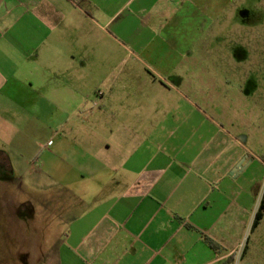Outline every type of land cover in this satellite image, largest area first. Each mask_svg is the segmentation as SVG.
Masks as SVG:
<instances>
[{
  "label": "crops",
  "instance_id": "1",
  "mask_svg": "<svg viewBox=\"0 0 264 264\" xmlns=\"http://www.w3.org/2000/svg\"><path fill=\"white\" fill-rule=\"evenodd\" d=\"M177 1L0 0V166L30 169L40 157L57 173L84 169L59 173L65 185L88 178L96 188L43 210L55 218L47 230L61 232L50 251L34 252L44 263L225 264L236 256V264L247 233L249 248L264 190L255 129L229 118L233 133L185 110L130 113L139 89L132 94L112 74L128 71L131 57L135 71L148 70L141 86L159 83L161 71L141 56L160 39L167 47L158 56L180 51L157 28L175 24ZM36 215L25 223L32 241Z\"/></svg>",
  "mask_w": 264,
  "mask_h": 264
},
{
  "label": "rangeland",
  "instance_id": "2",
  "mask_svg": "<svg viewBox=\"0 0 264 264\" xmlns=\"http://www.w3.org/2000/svg\"><path fill=\"white\" fill-rule=\"evenodd\" d=\"M171 6L176 12L175 24L163 21L157 28L163 38L169 35L180 51L158 56V50L167 47L160 39L152 55L141 56L152 67L150 70L161 71L159 83L141 86L140 82H147L148 70L135 71L133 65L137 63L131 57L128 71L117 69L112 73L132 94L139 89V100L129 102L130 113L179 115L185 110L187 115L226 128L229 118H237L240 130L254 128L256 145L264 146V133H260L264 132V0H183ZM174 67L176 71L171 73ZM94 101L98 112L103 105L97 97ZM238 138L249 145L244 135ZM63 158L69 163L75 161L71 156ZM73 170L80 175L84 169H58L57 173L53 168H43L40 157L30 169L0 166V264H46L34 252L50 251L61 232L47 230L55 218L43 216V210L63 209L70 200L68 195L96 189L88 178L87 183H62L59 173L67 178L78 175ZM49 171L53 173L51 179L45 173ZM33 213L37 214L32 216L37 228L32 241L25 223ZM260 223L251 235L249 248V233L244 237L236 264H264V218Z\"/></svg>",
  "mask_w": 264,
  "mask_h": 264
},
{
  "label": "trees",
  "instance_id": "3",
  "mask_svg": "<svg viewBox=\"0 0 264 264\" xmlns=\"http://www.w3.org/2000/svg\"><path fill=\"white\" fill-rule=\"evenodd\" d=\"M264 218V195H263V198H262V202H261V205H260V208L256 214V217H255V221L253 223V229L257 228L258 225L260 224V221ZM236 260V256L233 257L232 261L231 262H226L225 264H234Z\"/></svg>",
  "mask_w": 264,
  "mask_h": 264
},
{
  "label": "water",
  "instance_id": "4",
  "mask_svg": "<svg viewBox=\"0 0 264 264\" xmlns=\"http://www.w3.org/2000/svg\"><path fill=\"white\" fill-rule=\"evenodd\" d=\"M237 168L238 169H242L243 168V161L237 166ZM238 169H236V170H238ZM235 172H237V171H235Z\"/></svg>",
  "mask_w": 264,
  "mask_h": 264
},
{
  "label": "built area",
  "instance_id": "5",
  "mask_svg": "<svg viewBox=\"0 0 264 264\" xmlns=\"http://www.w3.org/2000/svg\"><path fill=\"white\" fill-rule=\"evenodd\" d=\"M263 195H264V193H263ZM263 198V197H262ZM261 202H262V200H261Z\"/></svg>",
  "mask_w": 264,
  "mask_h": 264
}]
</instances>
